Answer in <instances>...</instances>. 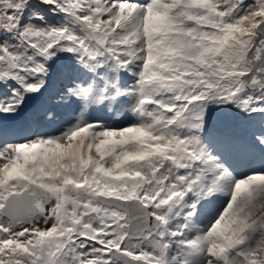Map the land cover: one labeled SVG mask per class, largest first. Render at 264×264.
Instances as JSON below:
<instances>
[{"label": "snow or ice", "instance_id": "6c2138e0", "mask_svg": "<svg viewBox=\"0 0 264 264\" xmlns=\"http://www.w3.org/2000/svg\"><path fill=\"white\" fill-rule=\"evenodd\" d=\"M0 117V264H264V0H0Z\"/></svg>", "mask_w": 264, "mask_h": 264}, {"label": "rangeland", "instance_id": "374dc122", "mask_svg": "<svg viewBox=\"0 0 264 264\" xmlns=\"http://www.w3.org/2000/svg\"><path fill=\"white\" fill-rule=\"evenodd\" d=\"M41 121H43V116H42V115L37 117V119H36V123L34 124V127H42V125H41V123H40ZM0 122H2V123L4 124L5 127H6L7 125H9V124H11V125L9 126V127H11L12 124H13V121L8 120V119L3 118V117H0ZM238 170H239V171H244L243 168H240V169H238Z\"/></svg>", "mask_w": 264, "mask_h": 264}, {"label": "bare ground", "instance_id": "6f19581e", "mask_svg": "<svg viewBox=\"0 0 264 264\" xmlns=\"http://www.w3.org/2000/svg\"><path fill=\"white\" fill-rule=\"evenodd\" d=\"M11 124L7 125L6 127H9Z\"/></svg>", "mask_w": 264, "mask_h": 264}]
</instances>
